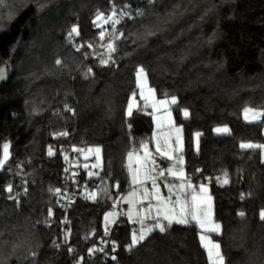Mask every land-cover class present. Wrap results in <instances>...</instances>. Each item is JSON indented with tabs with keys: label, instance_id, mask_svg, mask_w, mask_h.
I'll return each mask as SVG.
<instances>
[{
	"label": "trees",
	"instance_id": "trees-1",
	"mask_svg": "<svg viewBox=\"0 0 264 264\" xmlns=\"http://www.w3.org/2000/svg\"><path fill=\"white\" fill-rule=\"evenodd\" d=\"M19 1L8 0V7L0 9L5 18L0 21V68L6 69L0 79V158L8 142L7 165L22 164L37 182L17 207L6 198L10 178L0 176V264H69L60 248L56 198L48 191L61 185L62 157L60 151L56 156L48 151L52 144H63L56 136L71 127L77 128L81 149L102 152L99 195L78 200L70 217L73 243L85 264H103L87 259L95 242L88 237L102 236L103 217L114 202L109 199L129 189L127 156L148 143L153 128L150 114L127 115L129 100L138 93L139 67L158 98H177L172 111L183 130L184 168L193 182L210 186L215 221L222 226L214 241L221 245L225 264H264L259 217L264 161L260 151L240 148L241 143L264 144V117L244 120L245 108L264 111V0H42L46 8L13 4ZM126 5L144 16L118 27L117 35L123 36L115 42V63L102 65V54L89 55L88 48L78 52L66 43L76 26L84 43L96 45V14ZM10 9L17 14L8 22ZM40 18L51 24L45 32ZM21 44L27 52L20 48L16 53ZM89 68L92 74L85 78ZM183 109L189 112L186 119ZM225 126L229 135L215 133ZM195 133L200 134L197 152ZM49 209L53 222L47 225ZM117 238L120 251L111 264H209L195 224L155 231L131 252L126 250L131 230L123 227Z\"/></svg>",
	"mask_w": 264,
	"mask_h": 264
},
{
	"label": "snow or ice",
	"instance_id": "snow-or-ice-1",
	"mask_svg": "<svg viewBox=\"0 0 264 264\" xmlns=\"http://www.w3.org/2000/svg\"><path fill=\"white\" fill-rule=\"evenodd\" d=\"M150 3H153L154 0H149ZM8 7V0H0V9H4ZM124 16H128L130 19L134 18L131 16V14L127 11L126 8H123L119 11L113 6L111 15L105 16L103 13L98 12L96 14V20L94 23L101 27V24L99 22H102L103 24H111L114 31L109 35L110 42L106 45H102L106 47L107 49V58L100 59V63L102 65H108L109 63H115V60L112 57V54L116 52V46L115 42L121 39L123 36V33H120L117 35L116 25L120 24L121 18ZM137 17L144 16L143 11H137L136 12ZM14 18L13 13L9 12L6 19L8 22H11ZM5 19L2 15H0V21ZM149 35L154 34L151 30L148 32ZM78 36L79 35V29L76 26H73L69 32V38L71 39L72 36ZM106 37V32L102 29L99 33V39L103 41ZM85 47L84 45H78L76 47V51H81V49ZM88 48H93L94 46L92 44L87 45ZM85 58H87V54H85ZM57 65H62L61 60L56 61ZM5 68H0V79L4 78L5 75ZM92 74V69L89 68L88 72L85 74V78H87L88 75ZM147 81V74L145 72V69L143 67H139L136 72V83L137 87L141 89L140 96L141 99L145 101V107L148 106V102H151V107L154 111H159V106H170V105H177L178 101L176 97H171L170 99H163V100H156L154 96V89H149V95L145 96L143 93V87L144 84ZM135 97L136 93L134 92L132 94V97L129 100V103L127 105V115L131 117L133 115V108L135 106ZM68 111H72L70 108L67 109ZM165 111L167 112L166 117H154L156 120L157 128L162 127V121L167 120V123L169 125L173 124L172 121V113L170 110H168L167 107H165ZM183 115L185 118L189 117V112L187 109H183ZM261 117H264V111H258L252 108H245L244 109V118L245 120H248L250 122L252 121H259ZM131 127V125H129ZM181 129L175 128V132L177 133L176 143L178 145H181L179 148L173 149L171 144L169 143L170 136L169 134H165V145L167 146L168 150H162L159 140L157 139L156 143V149L155 151L159 153L161 157H165L167 160L172 161L174 160V156L172 153L174 151H182V144L179 137ZM217 133H228L229 129L227 126L225 127H218L215 129ZM58 135L66 136V132L59 133ZM197 137H199V133L196 134ZM9 148L10 144L8 142H5L2 146L3 150V157L0 158V169L4 168L6 163L9 161ZM141 148L143 149L144 155L143 157L137 156V164L139 167H137L135 170H131V177H132V184H143L145 181L151 180L152 182V192L151 196L152 199L157 201L156 205H152L149 203L147 208H142L139 211L136 210V204L138 202H142L143 200H147L149 198V189L143 188V196L137 200L138 193L136 191H132L128 194L127 197L124 198L125 203L130 205L128 208V211L125 213V215L128 217L129 220H133V217L135 216L137 219L135 222L139 223L141 225L140 229L138 231L134 230L131 234V241L127 245V251L131 252L134 248L138 247L148 235H150L154 230H159V232L164 233L167 231L169 227L173 224V222L178 224H188L190 221H194L199 228L202 230V234L200 235V243L201 246L205 249L207 253V258L209 261V264H225V257L222 254L221 245L219 242L213 241L210 236L205 235L204 233H215L219 234L221 233L222 226L219 223H215L212 219V212H211V196L207 195L208 188L201 184L199 186V193L196 191V187L188 180V182H185L188 178L185 176V172L183 168H179L177 170L176 165H183L184 160L183 157L180 156L178 158H175V164L169 168L166 169V172L169 176L178 178L181 183L178 185L172 184V183H165V187L168 189L169 195L168 197H164L161 195V190L159 185L157 184V175H154L153 173L156 172V163L155 159L153 157V154L149 151L147 144H142ZM198 148V144H197ZM240 148L244 150H255L260 149L264 151V144H256V143H241ZM74 152H84V149L80 148H73ZM88 153H95L97 158V163L93 164V168H97L100 166V153L101 149L99 147L95 148H88ZM48 154L51 156L53 155L52 149L49 148ZM133 157V153H129V160L131 161ZM85 159L88 157L85 156ZM68 157L65 156V160H67ZM149 164H151V167H149ZM89 166L87 164L84 165V168L87 169ZM65 171H68V169H65ZM76 173H73V176H75ZM88 175L91 177L93 175H98V173H94L89 171ZM159 177L165 176V170H161L158 173ZM224 176L227 177V173H224ZM219 182V178H217ZM229 181L227 178H225L222 183L227 184ZM175 190V191H174ZM188 190H191L190 192ZM7 192L11 193L13 191L12 185H8ZM27 189H25V192ZM48 191L56 196H62L61 189L59 188H49ZM105 191H107L105 189ZM173 196H175V200L173 201ZM10 199H16L15 197H9ZM86 198L95 200L97 198L96 192H91L87 195ZM243 198V197H242ZM171 205V206H170ZM177 206L179 208V211L177 212ZM153 207H155L156 212V223L151 227H144V219L149 216L153 210ZM48 217L53 216L52 209L48 210L47 213ZM239 215L243 218L244 213L240 212ZM117 216V213L115 211L109 212L105 215V235H108V225L109 223H115L114 218ZM259 217L262 221H264V210H261L259 213ZM166 221V223L162 222ZM47 223V221H46ZM67 223V221H65ZM70 231H67L65 233V242H67L68 236H70ZM87 239V237H85ZM59 247V245H57ZM116 245L115 242H113V251H115ZM68 251L70 253H74L75 249H73L71 246L68 247ZM97 251H103V249L98 248H89L88 254L91 256ZM29 255L34 259L36 256V253L30 252ZM113 260L116 259L115 256L112 257ZM83 260V257H81L79 260H77L76 264H81V261Z\"/></svg>",
	"mask_w": 264,
	"mask_h": 264
},
{
	"label": "built area",
	"instance_id": "built-area-1",
	"mask_svg": "<svg viewBox=\"0 0 264 264\" xmlns=\"http://www.w3.org/2000/svg\"><path fill=\"white\" fill-rule=\"evenodd\" d=\"M142 4H150L149 0H139ZM138 6V5H137ZM113 8V6H112ZM112 8L110 15L112 13ZM117 11L126 8L127 11L131 14L134 18H129L128 16H124L121 18L120 24L116 25V30L120 25L127 21H133L136 17V12L138 8L133 6L126 5L124 7H117L115 6ZM99 29V32L103 29L106 32V37H109L108 34L112 33L114 29L112 28L111 24H102L101 27H96ZM73 42L76 45H80V36H75L73 38ZM72 110V108H71ZM74 113V109L72 110ZM59 117H62V113H58ZM67 135L61 136L57 135L56 140L57 142H63L60 145L52 144L50 148L52 149L53 155L56 156L58 151L61 152L62 157V174H61V185L58 187L61 189L62 196H56V204L57 208L60 212V228H61V244L60 248L66 252L69 258V264H76L77 260L83 257L81 264H85L84 255L79 253L76 245L73 243L72 235V220L70 217L71 212L74 210L75 205L77 204L78 200H90L92 199L86 198L87 195L91 192H96L97 195L100 192L102 187V182L100 179V172L101 168H93L92 165L96 163V158L92 159H85L86 151L84 152H74L73 148H80L76 143V135H77V128L71 127L70 129H66L65 131ZM81 149V148H80ZM65 156L68 157L65 160ZM156 162L160 168V170H165V176L161 177V179L167 181L170 179V176L167 174L166 169L173 166L174 160L169 161L165 157L156 156ZM87 164L89 167L87 169L84 168V165ZM68 169V171H65ZM98 173V175L89 176L88 172ZM73 173H76L73 176ZM6 175L10 178V182L8 185H12L13 191L11 193L7 192V197L10 201H14L17 204L21 202L23 198H25L29 193V187L34 185L37 182V178L34 177L32 174L27 172L25 167L22 164H17L15 166L5 165L4 168L0 169V176ZM188 180L192 182V178L188 176ZM7 185V187H8ZM6 187V189H7ZM25 189L27 191L25 192ZM127 192V191H126ZM126 192L119 194L112 203L111 211H115L117 216L115 217V223L108 225V235H105V225L103 228L102 236L96 237L94 234L89 236V240H94L95 242L89 248H98L103 249V251H97L93 255L88 254V250L86 251L85 255L87 259L95 260L101 259L103 264H111L116 261L119 251H120V244L118 241V234L123 227H128L130 230L136 228V225L130 223L128 221V217L125 213L128 211V205L125 203L124 198ZM15 197L16 199H10L9 197ZM67 221V223H65ZM53 222V216L49 217L47 220V225H50ZM70 231L71 235L68 236L67 242H65V233ZM113 242H115L116 248L113 251ZM71 246L75 249L74 253H70L68 251V247ZM88 248V249H89ZM115 256L116 259L113 260L112 257Z\"/></svg>",
	"mask_w": 264,
	"mask_h": 264
},
{
	"label": "crops",
	"instance_id": "crops-1",
	"mask_svg": "<svg viewBox=\"0 0 264 264\" xmlns=\"http://www.w3.org/2000/svg\"><path fill=\"white\" fill-rule=\"evenodd\" d=\"M149 89H153V88L150 86L149 81H148V77H147V81H146V83L144 84V87H143V93H144L145 96H148L149 95ZM140 92H141V89L138 88V93L136 94V97H135V106L133 108V113H135L137 111H143V112H146V113L150 114V116L152 118L153 128H152L151 135H150V138L148 140L147 145H148L149 151L153 154L154 159L156 158V156L159 155V153H157L155 151L157 139L160 142V145H161L162 150H168L167 149V146L165 145V142H164V140H165V134H169V136H170L169 143L171 144V146H172L173 149L179 148L181 146V145H178L176 143L177 133L175 132V128L178 127V128L181 129V131L179 133V137H180L181 144H182V151H174L172 153V155L174 156V163H175V158H178L180 156H182L183 157V160H184V156H183V150H184L183 130H182V127L180 125H178L176 123V121H175V117H174V114H173V111H172V108H173L174 105H170V106H159V105H157V107L159 108V111H154L153 108L151 107V102L150 101L148 102V106L145 107V101L143 99H141ZM154 96H155V99L156 100L167 99V98H163V99L158 98L156 92H154ZM165 107H167L168 110H170L171 113H172V121H173V124L172 125H169L167 123V120L165 119V120L162 121V127L157 128L156 120L154 119V117H166L167 116V112L165 111ZM255 110L263 111V110H260V109H255ZM182 116L184 117L183 113H182ZM262 118L263 117H261L259 121H261ZM244 120H245V118H244ZM246 122H250V121H246ZM252 122H258V121H252ZM215 133L218 134V135L227 136V135L230 134V130H229L228 133H217L216 131H215ZM263 135H264V129H263ZM199 137H200V135H199ZM199 137H197V139H195V134H194V150L196 152L199 150ZM197 144H198V148H197ZM131 153H133L132 160L131 161L129 160V154H128L127 159H126V168H127V173H128L129 189L126 192L125 197H127L130 192L136 191L138 193L137 200H139V198L143 196V188H148L149 189V193H150L149 198L147 200H143L142 202H138L136 204V210L139 211L142 208H147L148 205H149V203H151L152 205H156L157 204V201H155L154 199H152V196H151V192H152V182H151V180L145 181L142 185L141 184H136V185H133L132 184L131 170H135L137 167H139V165L136 162L137 161V156L143 157L144 152H143V149H141L140 151L131 152ZM86 154H87V151H86ZM100 156H101V161H102V152L100 153ZM262 160L264 161L263 155H262ZM155 163H156V172L153 173V174L154 175H157V181L156 182H157V184L160 187L161 195H163L164 197H168L169 192H168V189L165 187V183L168 182V183H172V184L178 185L179 183H181V181L178 178L172 177V176H170V179H168L167 181L161 179V177H159V175H158V173L161 170H160V168L157 165L156 159H155ZM149 167H151V164H149ZM181 167L183 168V170L185 172L186 178H188V174H187V172H186V170L184 168V163H183V165H176L177 170L179 168H181ZM185 182H188V179ZM191 183L196 187L197 193H199V186L201 184L205 185L208 188L207 195H210L211 196L212 219H213V221L215 223H217L215 221L214 200H213V197L211 195V189H210L209 184L206 183V182H201V181H199V182H193L192 181ZM188 191L190 192L191 190H188ZM174 197L175 196H173V198H172L173 201L175 199ZM129 207H130V205H128V208ZM177 212H178V210H177ZM155 216H156L155 207H153V210H152L151 214L149 216H147V218L144 219V227H151V226H153L156 223ZM112 219H115V217L112 218ZM136 219L137 218L135 216L133 217V220H129L128 219V221L130 223H133V224L136 225V228L133 229V230H131V234H132V232L134 230L138 231L140 229V227H141V225L139 223L135 222ZM162 222L166 223V221H162ZM110 224H112V223H109V225ZM173 224H178V223L173 222ZM189 224H195L196 225V227H197V229L199 231V237H200V235L202 234V230L199 228V226L194 221H190V223H188V224H181V225H189ZM155 231H159V230H154L153 232H155ZM204 234L210 236V238L214 241V237L217 236V235H219L220 233L219 234H215V233H204ZM199 241H200V239H199Z\"/></svg>",
	"mask_w": 264,
	"mask_h": 264
},
{
	"label": "rangeland",
	"instance_id": "rangeland-1",
	"mask_svg": "<svg viewBox=\"0 0 264 264\" xmlns=\"http://www.w3.org/2000/svg\"><path fill=\"white\" fill-rule=\"evenodd\" d=\"M31 2H34V3H37V6H42L43 8H46L47 7V4H43V2H42V0H20L19 2H18V4L17 3H13V4H15V5H17L18 7L20 6H23V5H28L29 3H31ZM42 9V8H41ZM9 12H11V13H13V15H14V17H15V15L17 14V10L16 9H14V10H12V9H10L9 11H8V13L6 14V16L5 17H7V15L9 14ZM105 15V14H104ZM108 15H110V14H106L105 16H108ZM40 20H42V23H43V28H42V30H41V32H45L44 30L46 29V27H48L49 25H51V24H49V22L46 20V22L44 23L43 21L45 20L44 18H40ZM96 20V18L94 19V21ZM94 21H93V23H94ZM64 23H65V21H64ZM101 25L103 24L102 22H99ZM94 29H95V31H97L98 32V34H97V37H98V39H99V29L98 28H96V27H98L95 23H94ZM70 32V31H69ZM69 32H68V34H67V36H66V43L68 44V45H70L75 51H76V47H77V45H76V43L75 42H73V38L76 36V35H74V36H72L71 37V39L69 38ZM80 34V33H79ZM42 35V34H41ZM79 36V35H78ZM110 42V38L109 37H105V39L103 40V41H101L100 39L97 41V43H96V45H94V47L93 48H88L87 47V45L88 44H91V43H84L81 39H80V45H84L85 47H83V48H88V54L89 55H92V54H95V55H100V54H103V53H105L106 51H107V49H106V47H104V46H102V45H106L107 43H109ZM35 45L36 46H38V42L37 43H35ZM34 46V45H33ZM33 46H32V48H33ZM20 48H22V50H23V52H27V46L26 45H24V44H21L15 51H16V53L20 50ZM82 48V49H83ZM29 49V48H28ZM82 49H81V51H82ZM24 71L25 69H24V67L23 68H20V69H18V71ZM246 121H248V120H246ZM197 133H195V139H197V135H196ZM255 150H258V151H260V153H261V156L263 155V157H264V151H262V150H260V149H255ZM9 153H10V148H9ZM85 156H87L88 158L87 159H92V158H96V155H95V153H88L87 152V154L85 155ZM158 156H160V155H158ZM2 157H3V150H2ZM10 158H11V155L9 156V161H10ZM8 161V162H9ZM96 163H97V158H96ZM95 163V164H96ZM99 163H100V166L99 167H97V169H100L101 168V166H102V161H101V156H100V161H99ZM7 164V163H6ZM158 165V164H157ZM159 167V166H158ZM6 193V192H5ZM99 195V194H98ZM98 195H97V197H98ZM6 198H7V200L8 201H10L9 199H8V197H7V193H6ZM175 198V197H174ZM175 200V199H174ZM11 202H13V203H15V205L17 206V207H19V205H20V203L19 204H17L16 202H14V201H11ZM177 210L179 211V208H178V206H177ZM109 212H113V211H111V210H108L106 213H105V215L107 214V213H109ZM105 215H104V217H105ZM104 217H103V224L105 225V219H104ZM112 218H110V220H111ZM2 229H3V227H2ZM89 238V237H88Z\"/></svg>",
	"mask_w": 264,
	"mask_h": 264
},
{
	"label": "water",
	"instance_id": "water-1",
	"mask_svg": "<svg viewBox=\"0 0 264 264\" xmlns=\"http://www.w3.org/2000/svg\"><path fill=\"white\" fill-rule=\"evenodd\" d=\"M109 201L112 203V202L114 201V198L111 197V198L109 199Z\"/></svg>",
	"mask_w": 264,
	"mask_h": 264
}]
</instances>
